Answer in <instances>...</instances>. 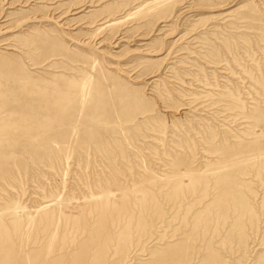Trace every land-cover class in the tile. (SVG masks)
Listing matches in <instances>:
<instances>
[{
  "label": "rangeland",
  "instance_id": "rangeland-1",
  "mask_svg": "<svg viewBox=\"0 0 264 264\" xmlns=\"http://www.w3.org/2000/svg\"><path fill=\"white\" fill-rule=\"evenodd\" d=\"M0 264H264V0H0Z\"/></svg>",
  "mask_w": 264,
  "mask_h": 264
}]
</instances>
